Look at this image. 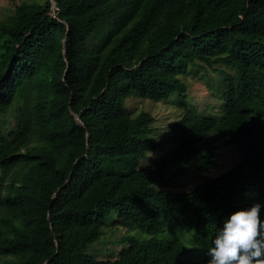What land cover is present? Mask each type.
Instances as JSON below:
<instances>
[{
	"label": "trees",
	"instance_id": "16d2710c",
	"mask_svg": "<svg viewBox=\"0 0 264 264\" xmlns=\"http://www.w3.org/2000/svg\"><path fill=\"white\" fill-rule=\"evenodd\" d=\"M11 1L0 20V264H206L223 218L258 203L264 219V0ZM190 73L208 76L217 113L189 106ZM173 95L183 112L167 138L126 106ZM217 147L239 160L221 164ZM196 156L204 181L168 193ZM113 213L147 236L97 260L88 247Z\"/></svg>",
	"mask_w": 264,
	"mask_h": 264
},
{
	"label": "rangeland",
	"instance_id": "374dc122",
	"mask_svg": "<svg viewBox=\"0 0 264 264\" xmlns=\"http://www.w3.org/2000/svg\"><path fill=\"white\" fill-rule=\"evenodd\" d=\"M54 9V6H53ZM13 11V3L11 0H0V20L4 19L7 15L11 14ZM199 74L190 73L188 76H185V82L188 85V97L187 102L189 106L197 109L198 111H208L210 113H217V108L219 107L218 102L212 96V91L207 87L206 80L208 76H205V79H200ZM212 77L215 76L210 73ZM208 89V90H207ZM178 97L173 95L168 100L162 101H151L143 99H129L126 103L127 108L136 113L139 111L149 112L154 117V122L152 127L154 128L153 137L155 138H167L170 134L169 126L178 119L179 115L183 110L176 106V99ZM229 147H217V152H222V156L219 158L221 164L230 161L235 165L236 161L239 160L238 157L234 158L233 154H229ZM173 146L164 145L161 149L148 153L143 159L140 160L138 167H143L150 165L159 161L163 156L172 152ZM231 152V151H230ZM227 153V154H226ZM232 153V152H231ZM199 156H196L188 165L187 171L184 175L179 178H176L169 185L164 186L163 188L168 193H177L182 191H187L193 188L195 185L204 181L205 172L199 171ZM231 165V166H232ZM174 170V166L170 165L166 168L167 176H170ZM221 171L219 169H210L207 171L209 175H217ZM117 218V214L113 213L106 219V224L103 228L104 234L102 237L91 244L88 247V254L93 256L97 260H105L115 258L117 252L122 249L125 245L120 242L121 238L123 239L126 236H132L138 239L144 238L145 235L143 232L133 229L129 230L124 227H118L113 225L114 221ZM163 234H160L162 237ZM180 238L183 241L187 242V245L191 244V236L183 232L179 234ZM199 251L191 254H188L186 257L189 259H196Z\"/></svg>",
	"mask_w": 264,
	"mask_h": 264
},
{
	"label": "clouds",
	"instance_id": "9594fccd",
	"mask_svg": "<svg viewBox=\"0 0 264 264\" xmlns=\"http://www.w3.org/2000/svg\"><path fill=\"white\" fill-rule=\"evenodd\" d=\"M260 205L223 218L207 247L206 264H264V219Z\"/></svg>",
	"mask_w": 264,
	"mask_h": 264
},
{
	"label": "water",
	"instance_id": "95a60500",
	"mask_svg": "<svg viewBox=\"0 0 264 264\" xmlns=\"http://www.w3.org/2000/svg\"><path fill=\"white\" fill-rule=\"evenodd\" d=\"M52 4H53V6H54V3H52ZM75 118H76L77 120H79V116H77V115H76V117H75Z\"/></svg>",
	"mask_w": 264,
	"mask_h": 264
}]
</instances>
